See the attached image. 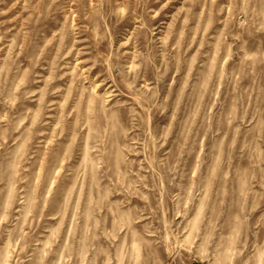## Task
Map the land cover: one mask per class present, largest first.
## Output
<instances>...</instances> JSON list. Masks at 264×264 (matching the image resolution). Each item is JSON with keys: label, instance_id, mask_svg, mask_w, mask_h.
Returning a JSON list of instances; mask_svg holds the SVG:
<instances>
[{"label": "rangeland", "instance_id": "374dc122", "mask_svg": "<svg viewBox=\"0 0 264 264\" xmlns=\"http://www.w3.org/2000/svg\"><path fill=\"white\" fill-rule=\"evenodd\" d=\"M0 264H264V0H0Z\"/></svg>", "mask_w": 264, "mask_h": 264}]
</instances>
